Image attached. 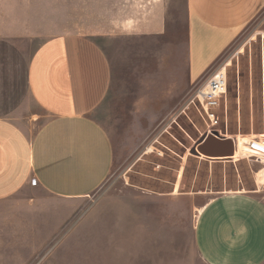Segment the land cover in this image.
Returning <instances> with one entry per match:
<instances>
[{"label": "rangeland", "instance_id": "374dc122", "mask_svg": "<svg viewBox=\"0 0 264 264\" xmlns=\"http://www.w3.org/2000/svg\"><path fill=\"white\" fill-rule=\"evenodd\" d=\"M118 1L0 0V37L26 62L43 42L66 33L86 34L106 52L114 80L94 116L116 149L109 178L87 198H59L31 180L0 200V264H207L194 240L203 205L226 190L260 189L264 196L255 174L260 166L251 158L191 153L215 130L220 137L263 139L264 9L213 69L188 85L187 1L124 0L123 31L148 22L154 4L165 6L169 31L157 38L108 35V2L109 17L118 19ZM227 63L228 89L214 126L192 101ZM13 118L30 132L45 120L29 97Z\"/></svg>", "mask_w": 264, "mask_h": 264}, {"label": "crops", "instance_id": "0c3cea01", "mask_svg": "<svg viewBox=\"0 0 264 264\" xmlns=\"http://www.w3.org/2000/svg\"><path fill=\"white\" fill-rule=\"evenodd\" d=\"M186 1V78L188 85H194L264 9V0ZM116 7L119 18L112 12L109 17L108 2V35L157 38L168 34L165 6L160 10L154 4L152 12L156 11L148 22L132 24L128 31H123L128 22L120 21L126 13L124 0ZM113 75L109 56L86 34L53 36L28 62L15 44L0 37V200L20 192L32 178L63 199L87 198L102 187L114 169L116 149L94 113L109 94ZM172 80L178 88L177 78ZM28 97L45 117L34 132L13 118ZM258 170L254 172L260 188ZM194 240L207 264H264L261 190H226L209 199L199 213Z\"/></svg>", "mask_w": 264, "mask_h": 264}, {"label": "built area", "instance_id": "2783aa9c", "mask_svg": "<svg viewBox=\"0 0 264 264\" xmlns=\"http://www.w3.org/2000/svg\"><path fill=\"white\" fill-rule=\"evenodd\" d=\"M226 66V65H225ZM225 66L214 70L203 82V84L197 89L194 100L201 104L203 110L211 121V124L216 126L219 124V116L216 112L219 106L220 98L226 94L228 89V74L225 70ZM247 138V137H246ZM261 141L256 140V137L246 140L245 138L240 141L239 136L235 138L236 152L232 160H237L242 157L251 158L260 163L261 167L258 170V174L262 173L264 176V137ZM241 143L246 150H239ZM240 153L237 155V152ZM33 184H37V179H32ZM264 184V183H263Z\"/></svg>", "mask_w": 264, "mask_h": 264}, {"label": "water", "instance_id": "95a60500", "mask_svg": "<svg viewBox=\"0 0 264 264\" xmlns=\"http://www.w3.org/2000/svg\"><path fill=\"white\" fill-rule=\"evenodd\" d=\"M235 151V140L220 137L217 130L214 133L205 134L191 149L194 155L210 160H231Z\"/></svg>", "mask_w": 264, "mask_h": 264}, {"label": "bare ground", "instance_id": "6f19581e", "mask_svg": "<svg viewBox=\"0 0 264 264\" xmlns=\"http://www.w3.org/2000/svg\"><path fill=\"white\" fill-rule=\"evenodd\" d=\"M230 65V63H227L226 66H225V70H227V66ZM245 138L246 140L250 139V138H246V137H239L240 141H242V139ZM239 150H246V148L244 147V145L241 143L240 145V149ZM240 153V151L237 152V155ZM258 180L260 183H263L264 182V176L262 175V173H259L258 174Z\"/></svg>", "mask_w": 264, "mask_h": 264}]
</instances>
